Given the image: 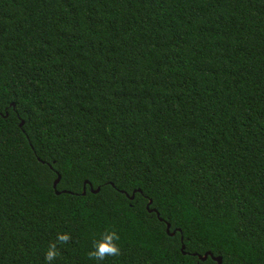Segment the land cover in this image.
Returning a JSON list of instances; mask_svg holds the SVG:
<instances>
[{
  "label": "trees",
  "instance_id": "16d2710c",
  "mask_svg": "<svg viewBox=\"0 0 264 264\" xmlns=\"http://www.w3.org/2000/svg\"><path fill=\"white\" fill-rule=\"evenodd\" d=\"M59 231L54 264H264V0H0V264Z\"/></svg>",
  "mask_w": 264,
  "mask_h": 264
},
{
  "label": "clouds",
  "instance_id": "9594fccd",
  "mask_svg": "<svg viewBox=\"0 0 264 264\" xmlns=\"http://www.w3.org/2000/svg\"><path fill=\"white\" fill-rule=\"evenodd\" d=\"M72 239L69 231H59L55 240L50 241L44 250V264H54L59 255L58 245H67ZM121 252L120 235L115 229L106 228L99 233L97 239L92 242V248L88 251V257L94 261H103L106 257L119 256Z\"/></svg>",
  "mask_w": 264,
  "mask_h": 264
},
{
  "label": "water",
  "instance_id": "95a60500",
  "mask_svg": "<svg viewBox=\"0 0 264 264\" xmlns=\"http://www.w3.org/2000/svg\"><path fill=\"white\" fill-rule=\"evenodd\" d=\"M20 125H23V122H21L20 123ZM60 179H61V176H59L58 175V178L55 180V182H54V188L56 189V187H57V184L59 183V181H60ZM87 183H90L88 180H86L85 181V187H86V185H87ZM84 187V190H83V194H85L86 193V188ZM91 190H92V192H98L99 190H100V188H97L96 190H93L92 188H91ZM56 193H60V191H58V190H56ZM128 195V194H127ZM129 196V195H128ZM134 196H135V192H133V194L131 195V196H129L131 199H133L134 198ZM152 204V200H149V203H148V205H147V209L149 210V211H155V212H157V215H158V217L162 220V218L160 217V213L156 210V209H150V205ZM166 224H167V232L170 234V235H174L175 234V232H176V230H174V231H170V228H171V224L169 223V222H166ZM185 246L183 245V248H184ZM196 254V253H195ZM211 256L215 261H217V264H222V257L221 256H214V254L212 253V252H206L204 255H199V257L201 258V259H203V260H205V259H207V257L208 256Z\"/></svg>",
  "mask_w": 264,
  "mask_h": 264
}]
</instances>
